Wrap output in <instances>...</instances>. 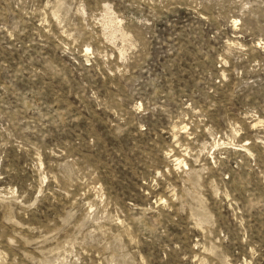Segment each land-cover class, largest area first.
<instances>
[{
    "label": "rangeland",
    "instance_id": "374dc122",
    "mask_svg": "<svg viewBox=\"0 0 264 264\" xmlns=\"http://www.w3.org/2000/svg\"><path fill=\"white\" fill-rule=\"evenodd\" d=\"M0 264H264V0H0Z\"/></svg>",
    "mask_w": 264,
    "mask_h": 264
},
{
    "label": "bare ground",
    "instance_id": "6f19581e",
    "mask_svg": "<svg viewBox=\"0 0 264 264\" xmlns=\"http://www.w3.org/2000/svg\"><path fill=\"white\" fill-rule=\"evenodd\" d=\"M177 159V158H176Z\"/></svg>",
    "mask_w": 264,
    "mask_h": 264
}]
</instances>
